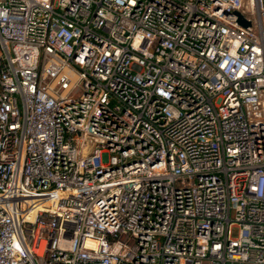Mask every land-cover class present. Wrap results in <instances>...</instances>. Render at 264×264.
Listing matches in <instances>:
<instances>
[{
    "label": "built area",
    "instance_id": "obj_1",
    "mask_svg": "<svg viewBox=\"0 0 264 264\" xmlns=\"http://www.w3.org/2000/svg\"><path fill=\"white\" fill-rule=\"evenodd\" d=\"M0 264H264V0H0Z\"/></svg>",
    "mask_w": 264,
    "mask_h": 264
},
{
    "label": "water",
    "instance_id": "obj_2",
    "mask_svg": "<svg viewBox=\"0 0 264 264\" xmlns=\"http://www.w3.org/2000/svg\"><path fill=\"white\" fill-rule=\"evenodd\" d=\"M233 13L238 14V16H239V21H240L243 25H249V24H251V21L248 20V19H246L241 11H239V10H234Z\"/></svg>",
    "mask_w": 264,
    "mask_h": 264
}]
</instances>
